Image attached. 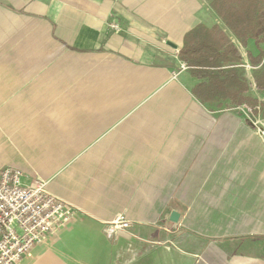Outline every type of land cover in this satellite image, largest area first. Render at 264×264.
Listing matches in <instances>:
<instances>
[{
  "label": "crops",
  "instance_id": "obj_1",
  "mask_svg": "<svg viewBox=\"0 0 264 264\" xmlns=\"http://www.w3.org/2000/svg\"><path fill=\"white\" fill-rule=\"evenodd\" d=\"M199 23L224 27L210 0H0V172L76 210L18 264H264V142L245 106L194 96ZM231 39L264 116L256 44Z\"/></svg>",
  "mask_w": 264,
  "mask_h": 264
},
{
  "label": "trees",
  "instance_id": "obj_2",
  "mask_svg": "<svg viewBox=\"0 0 264 264\" xmlns=\"http://www.w3.org/2000/svg\"><path fill=\"white\" fill-rule=\"evenodd\" d=\"M210 8L224 27L197 24L185 34L178 52L199 81L192 92L202 103L227 109L245 106L256 117L261 103L249 92L252 83L242 71L243 54L231 37L243 47L254 40L258 54L247 52V59L255 88L264 91V0H210Z\"/></svg>",
  "mask_w": 264,
  "mask_h": 264
},
{
  "label": "built area",
  "instance_id": "obj_3",
  "mask_svg": "<svg viewBox=\"0 0 264 264\" xmlns=\"http://www.w3.org/2000/svg\"><path fill=\"white\" fill-rule=\"evenodd\" d=\"M109 26L119 29L115 22ZM251 124L264 142V119L255 118ZM21 177L22 172L14 168L0 172V264H18L33 247L68 228L76 217L72 205L48 191L46 181L35 179L23 185ZM131 226L124 216H118L106 224L105 234L111 237Z\"/></svg>",
  "mask_w": 264,
  "mask_h": 264
},
{
  "label": "water",
  "instance_id": "obj_4",
  "mask_svg": "<svg viewBox=\"0 0 264 264\" xmlns=\"http://www.w3.org/2000/svg\"><path fill=\"white\" fill-rule=\"evenodd\" d=\"M174 48H176V46L172 45ZM178 218H179V213L176 212V211H173L172 214H171V221L173 222H177L178 221Z\"/></svg>",
  "mask_w": 264,
  "mask_h": 264
},
{
  "label": "rangeland",
  "instance_id": "obj_5",
  "mask_svg": "<svg viewBox=\"0 0 264 264\" xmlns=\"http://www.w3.org/2000/svg\"><path fill=\"white\" fill-rule=\"evenodd\" d=\"M256 119H264V116L263 115H261V111H260V113L255 117ZM254 120V119H253ZM252 120V121H253ZM253 128V127H252ZM254 129V128H253Z\"/></svg>",
  "mask_w": 264,
  "mask_h": 264
}]
</instances>
